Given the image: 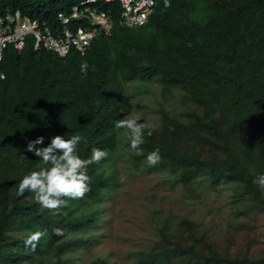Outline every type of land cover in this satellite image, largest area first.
<instances>
[{"label": "trees", "instance_id": "obj_1", "mask_svg": "<svg viewBox=\"0 0 264 264\" xmlns=\"http://www.w3.org/2000/svg\"><path fill=\"white\" fill-rule=\"evenodd\" d=\"M79 0H0V14L55 20ZM154 0L143 25L119 23V9L110 5L109 35L92 40L82 55L59 56L36 50L31 37L20 51L8 46L0 60V264H66L65 253L87 244L91 236H71L96 223L101 201L117 184L113 167L126 130L122 119L125 85L154 81L162 98L176 97L180 109L162 106L156 124L148 123L144 154L126 151L137 170L167 169L187 194L202 182L233 187L236 213L264 214V192L253 180L264 173V0ZM88 64L87 75L81 63ZM80 135L82 158L91 149L107 150L99 164L88 166L89 191L68 199L54 212L44 209L26 191L18 196L20 179L42 166L27 151L29 140L54 135ZM125 143L130 142L128 140ZM121 144V145H120ZM40 145H38L39 147ZM159 149L152 167L146 155ZM152 243L134 252V264H264V251L252 250L245 234L235 244L229 233L215 240L197 222L182 216L152 217ZM63 235L58 236L55 229ZM44 231L32 249L24 239ZM88 264H111L95 256Z\"/></svg>", "mask_w": 264, "mask_h": 264}, {"label": "rangeland", "instance_id": "obj_2", "mask_svg": "<svg viewBox=\"0 0 264 264\" xmlns=\"http://www.w3.org/2000/svg\"><path fill=\"white\" fill-rule=\"evenodd\" d=\"M175 98H162L160 86L154 81L127 82L122 116H139L156 124L161 104L166 109L181 108ZM122 139V151L116 155L113 166L117 184L102 199L96 223L70 234H89L91 239L66 252V264H88L95 256H103L111 264H134V252L147 248L155 238L152 217L162 215L175 221L187 217L218 241L231 233L238 245L243 243L245 234H250L254 239L252 250L264 251V214L236 213L233 187L204 181L195 193L187 194L167 169L144 171L131 167L126 155L131 149L125 143L127 135Z\"/></svg>", "mask_w": 264, "mask_h": 264}, {"label": "clouds", "instance_id": "obj_3", "mask_svg": "<svg viewBox=\"0 0 264 264\" xmlns=\"http://www.w3.org/2000/svg\"><path fill=\"white\" fill-rule=\"evenodd\" d=\"M115 2L119 9V17H118L119 23L130 27L143 25L146 22L148 15L152 11L154 5V0H153L152 7L147 13L146 19L143 23L129 25L124 23L120 17L121 7L120 4L118 3V0H112L111 2L102 4L101 8L109 11V15L111 18L110 33L112 30L113 19L110 13V8L108 7H110V5ZM170 6H171L170 0H164V7L168 8ZM15 11H19V10H15ZM59 12L66 13L65 11H59ZM57 14L58 12L56 13L55 20L53 22H49L47 19H38V18L35 19H38L40 21L46 20L48 24L54 25L59 22L57 18ZM22 16H27V15H22ZM29 18H34V17H29ZM109 34H103V35H109ZM28 37L32 38L34 49L51 50L52 52L56 53L59 56H65L70 51H75L78 54L82 55L86 52L92 40L97 38L94 37L90 41L84 53H79L78 51L71 48L66 54L60 55L57 52L53 51L52 49L35 48L34 46L35 40L33 35H28L26 39ZM8 46L13 47L12 44H9ZM23 46L20 49H16L14 47L13 48L17 51H20L23 48ZM88 67L89 66L86 61L82 62L81 72L87 75ZM4 78L5 77L3 75H0V79H4ZM114 127L115 129L118 130L119 129L126 130V135L128 141L130 142V147L132 150L135 151L136 155L144 154L141 145H143L145 142V133H147L148 136H151L153 132V129L148 123L141 122V117L139 116H135V117L126 116L122 119H118L114 121ZM83 140L84 138L82 136L76 134H72L70 136L60 135V134L54 135L51 137L50 143H48L46 146H44L43 136H39L34 140H29L27 142L26 149L27 151L34 153V155L42 161V166L39 167L38 169L31 170L26 175H23V177L19 181L17 195L22 196L26 191L31 192L34 194V199L36 200V202H38L42 208L52 210L54 212H58L59 209L67 206L68 200L65 198L68 199L83 198L85 194L90 190L89 189L90 177L87 174L88 166L93 163L99 164L109 155L107 150L93 147L91 149V156L87 159L82 158L78 152V145ZM38 145L40 146L38 147ZM160 161H161V156L159 153V149H155L147 153L146 163L149 167L157 165ZM253 183L258 185L260 190L264 192V173L259 174L253 180ZM55 232L58 236L63 235V231L60 228L55 229ZM44 235H45L44 231H40V230L31 231L26 235L24 239V243L26 246L35 249V247L37 246V244H39L40 240Z\"/></svg>", "mask_w": 264, "mask_h": 264}, {"label": "built area", "instance_id": "obj_4", "mask_svg": "<svg viewBox=\"0 0 264 264\" xmlns=\"http://www.w3.org/2000/svg\"><path fill=\"white\" fill-rule=\"evenodd\" d=\"M111 1L79 0L68 12H58L59 22L54 25L22 16L19 11L0 15V59L9 44L20 49L28 35H33L35 48L52 49L60 55L71 48L84 53L94 37L110 33L109 11L101 6ZM118 3L122 21L131 25L145 21L153 0H118Z\"/></svg>", "mask_w": 264, "mask_h": 264}]
</instances>
